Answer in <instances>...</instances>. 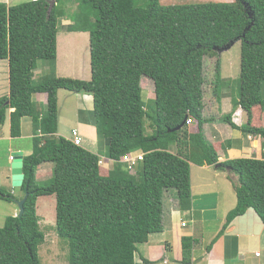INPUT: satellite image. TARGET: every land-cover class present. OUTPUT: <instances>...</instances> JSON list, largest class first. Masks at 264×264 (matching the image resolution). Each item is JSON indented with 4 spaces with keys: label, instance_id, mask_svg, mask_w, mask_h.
I'll return each mask as SVG.
<instances>
[{
    "label": "trees",
    "instance_id": "16d2710c",
    "mask_svg": "<svg viewBox=\"0 0 264 264\" xmlns=\"http://www.w3.org/2000/svg\"><path fill=\"white\" fill-rule=\"evenodd\" d=\"M61 1L0 3V60L8 59L10 68V94L0 97V125L10 116L11 135L18 137L23 117L32 116L41 131L24 158L25 212L8 216L0 227V264H41L45 234L37 202L45 195H56V228L68 241L69 264H136L138 246L164 231L166 191L176 190L181 209H191V162L237 175V205L224 228L250 208L264 221V159L219 162L205 138L203 114L206 57L241 41V97L234 109L248 114L240 129L264 139V127L251 125L254 107L264 112V0L169 5L148 0L143 6L138 0H80L79 16L86 17L90 6L97 11L94 27L79 22L70 28L90 33V80L55 74L58 25L65 17ZM39 60L50 62L53 72L36 81ZM217 70L220 76V65ZM143 77L155 85L149 109ZM61 89L94 97L93 125L108 146L113 169L102 167L97 153L57 135ZM38 93L48 95L42 112L33 101ZM189 119L198 123L197 133L189 132ZM222 119L237 127L232 113ZM136 150L144 153L136 168L140 179L122 161ZM50 162L52 176L43 184L37 172ZM0 198L13 200L1 188ZM181 242L180 264H193L201 240L185 235Z\"/></svg>",
    "mask_w": 264,
    "mask_h": 264
},
{
    "label": "crops",
    "instance_id": "0c3cea01",
    "mask_svg": "<svg viewBox=\"0 0 264 264\" xmlns=\"http://www.w3.org/2000/svg\"><path fill=\"white\" fill-rule=\"evenodd\" d=\"M28 1L31 0H0V3L13 6L18 5L19 2L24 3ZM63 21H65L67 30H71V23L68 19L64 17ZM60 34L59 32L55 74L58 77H62L63 74H67L68 72L74 73L80 69L82 79L90 80L92 78V72L90 73L89 70H84L82 65L77 66L75 62L77 61L75 50L76 47L78 48L77 41L74 38L75 34ZM86 65L87 63L84 64V66ZM220 70L221 76L219 79L222 82H235L241 87V65L232 67L223 65L221 62ZM9 71V60H0V97L10 94ZM52 72L53 66L50 62L39 60L38 66L34 71V79L36 81L41 80L45 76L52 74ZM210 75L209 78H205L204 85V90L208 86L209 91L206 94L208 95L207 97L204 94L203 114L207 119V122L204 124V135L206 140L216 149L219 155V162L239 158L264 159V139L260 135L245 133L240 129L248 123L249 119L247 112L242 107L234 109V101L240 99L241 89L240 95L237 94V96H234L232 88L226 87L220 95L217 92V87L214 82L219 79H217L215 72H212ZM61 91L66 90L61 89L58 93L59 129L57 135H64L61 129L62 125H66V134H71V131L75 129L81 133L84 147L86 144L95 148V150L105 152L108 146L105 142L99 141L97 129L93 125L94 97L89 94L75 93L78 96L72 97L71 100L74 104L70 105V109L67 108V112L72 113V118L65 116L66 121L64 123L60 107ZM33 101L37 112H42L46 108L48 95L46 93L35 94ZM231 113L232 120L237 126L236 128L222 119L224 115ZM251 125L264 127V112L257 106L253 109ZM188 130L191 134L197 133L199 131L198 123H189ZM40 133L41 131L32 116L23 117L21 121V135L18 137H12L11 135L10 116H8L3 125H0V141L10 142L5 149L6 152H11L9 159L12 161L8 167L0 166V176L3 180L0 183V188L1 186L9 188L13 186V152L24 151L25 155H27L33 151V148L29 149L28 146L25 148V145L22 143L15 142L12 144V141L15 140L14 138L34 139ZM65 136L68 139L71 138V135ZM172 151H176L175 145L172 146ZM132 153L139 155L143 151L136 150ZM102 160L104 161L102 167L107 170L113 169L114 161L112 159L107 157ZM191 181V209H181L177 192L174 189L166 191L163 215L164 231L160 233V236L155 234L151 235L148 242L138 246L136 264H171L172 257L168 254L174 251V241L178 242L182 240V237L185 235H190L198 239L202 234L201 231L204 225L206 224L205 226H207L208 223L214 222L213 228L208 231L207 242L205 243L203 239H200V245L194 250L193 264H264V221L253 208L237 216L227 228H224L229 212L237 205L236 176L230 174L229 171L218 169L214 165H197L191 162ZM12 189L13 194L19 191L20 195L17 197L18 200L25 197L21 189L14 190V187ZM0 200L8 201L1 198ZM8 202L11 203L12 201ZM183 212L188 213L187 217L190 218L192 229L190 232H184L182 230L189 226V223L185 220L187 217L184 219L180 217ZM18 214L19 209H16L13 216H17ZM209 246L210 249H208ZM176 249L179 257L175 255L176 260L174 264H180L182 246L181 249H178V247ZM167 251H169L168 254ZM162 256L163 260L161 259ZM146 260H149V262Z\"/></svg>",
    "mask_w": 264,
    "mask_h": 264
},
{
    "label": "rangeland",
    "instance_id": "374dc122",
    "mask_svg": "<svg viewBox=\"0 0 264 264\" xmlns=\"http://www.w3.org/2000/svg\"><path fill=\"white\" fill-rule=\"evenodd\" d=\"M161 4L163 5H169V4H176V3H200V2H208V1H228L232 2L234 0H160ZM21 3V2H19ZM18 3V4H19ZM139 5L143 6L148 3V0H138ZM81 4L80 0H62L60 3L61 8H63L65 12V17L68 19V21L73 24V23H88L94 27L95 25V17L97 14V11L92 7H87L85 11H87V14H83L87 17L79 16L81 15L80 11L78 10L79 5ZM84 13V12H83ZM59 32L61 34L63 33H73L75 34V41H77L78 48L76 47L75 50V57L77 59L76 64L77 66L82 65L84 70H89L91 73V55H90V33L89 32H81L79 29H75L73 31H68L67 26H65V21L60 20L59 22ZM60 34V35H61ZM61 60V59H59ZM72 60V59H71ZM75 60V59H74ZM222 62L223 65H229L232 67H235L237 65H241V41H238L236 43H233L229 47V49L223 50V51H218V53L214 56H208L206 57L205 61V78H209L212 72L216 73L217 79L220 78V76L217 74V66L220 65ZM84 66V64H86ZM221 72V71H219ZM89 75V74H88ZM219 76V77H218ZM62 77H70V78H80L81 73L80 69L76 70L74 73L68 72L67 74H63ZM215 85L217 87V92L221 95L224 92V89L226 87L232 88L234 96L240 95V85L235 83V82H230V83H224L220 79L215 80ZM142 87H143V99L146 103V108L149 109L151 104V100L155 99V85L154 82L149 79L148 77H143L142 79ZM208 86L205 87L204 94H208ZM212 95V94H211ZM262 95L264 98V84L262 87ZM78 96L75 93H70L67 91H61L60 92V107H61V112L63 116V122L65 123L66 119L65 116H69L72 118V113L67 112V108L70 109V105L74 104L71 102L72 97ZM208 95H206L207 97ZM2 97V96H1ZM45 109V108H44ZM66 125H62V134L63 136L66 137L72 135L71 134H66L65 131ZM146 131L147 134L152 133V128L148 121L146 120ZM15 140L12 141V144L15 142L22 143L26 146H28L29 149H32L34 147V139L31 138H25V139H19V138H14ZM10 144L9 141H0V166H6L8 167L12 161L9 159V155L11 152H6V146ZM85 147H87L90 150H93L95 153H97L101 159H105L108 156V148L106 147V151H98L95 150V148L88 146L85 144ZM53 163H46L41 166V168L37 172V180L40 181L41 183H46L50 177L52 176L53 172ZM139 169H137V179L141 177V174H139ZM133 173V172H132ZM237 180L238 177L235 175ZM2 178L0 176V183L2 182ZM237 183V181H236ZM13 185V182H12ZM14 187V186H12ZM6 187V186H1V189L6 193L7 195H12L13 200L11 203L8 201H3L0 200V227H3L5 225L6 217L8 216H13V213L15 212L16 209H19V206L17 204V197L20 195L19 191H16V193H12L13 189ZM14 190H20L18 187H14ZM173 191V190H172ZM176 191V190H175ZM174 192V191H173ZM25 196V195H24ZM37 212L39 215V226L40 229L44 232L45 234V242L40 246V261L41 264H69V245L68 241L60 238L57 232V198L56 195H45V196H40L38 198L37 202ZM188 213L183 212V214L180 216L181 219H184L187 217ZM186 222L189 223V226L186 228H183L182 230L184 232H190L191 229V221L190 218H185ZM214 223H208L207 226L204 225L203 230L201 231V235L199 236V240L203 239L205 243L207 242L208 235H209V230L213 228ZM207 230V231H206ZM157 236H160V233L155 234ZM154 235V236H155ZM153 237V236H152ZM151 237V238H152ZM165 245V244H164ZM174 245V251L170 252L171 250L167 251V254L172 257V263H175V255H178L179 253L177 251L178 249H181L182 242L181 240L178 242L173 243ZM167 255V256H168ZM170 257V258H171ZM163 260V256L161 258ZM161 260V262H162Z\"/></svg>",
    "mask_w": 264,
    "mask_h": 264
},
{
    "label": "water",
    "instance_id": "95a60500",
    "mask_svg": "<svg viewBox=\"0 0 264 264\" xmlns=\"http://www.w3.org/2000/svg\"><path fill=\"white\" fill-rule=\"evenodd\" d=\"M53 3H54V0H53ZM231 45H233V44H230V45L226 46L224 49L219 50V51L229 49V47ZM183 126H184V124L179 126L178 128L171 130V131L180 130ZM12 157H13V164H12L13 186L21 188L24 184V181H25V172H24L25 152L24 151H15V152H13ZM28 196H29V192L26 193V195L23 199L17 200V204L19 206V214H18L19 216H22L25 212V202H26Z\"/></svg>",
    "mask_w": 264,
    "mask_h": 264
},
{
    "label": "built area",
    "instance_id": "2783aa9c",
    "mask_svg": "<svg viewBox=\"0 0 264 264\" xmlns=\"http://www.w3.org/2000/svg\"><path fill=\"white\" fill-rule=\"evenodd\" d=\"M33 1H38V0H33ZM189 123H194V120L189 119ZM70 139L78 146H82L83 145V137H82L81 133L77 129L72 131V135H71ZM143 156H144V153L139 154V155H134L133 153H130V154L125 155L122 158V161L124 163H126L128 169L131 172L134 173V172L137 171L136 168H137L139 162L142 161ZM103 162L104 161L101 159L99 164L101 166H103ZM183 225H185V223H183Z\"/></svg>",
    "mask_w": 264,
    "mask_h": 264
},
{
    "label": "clouds",
    "instance_id": "9594fccd",
    "mask_svg": "<svg viewBox=\"0 0 264 264\" xmlns=\"http://www.w3.org/2000/svg\"><path fill=\"white\" fill-rule=\"evenodd\" d=\"M83 146V145H82ZM12 159H13V157H12Z\"/></svg>",
    "mask_w": 264,
    "mask_h": 264
}]
</instances>
